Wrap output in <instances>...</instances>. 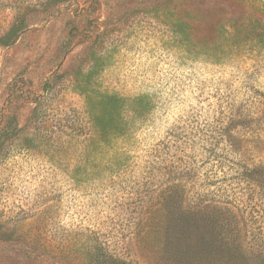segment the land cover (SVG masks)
I'll list each match as a JSON object with an SVG mask.
<instances>
[{
	"label": "rangeland",
	"instance_id": "1",
	"mask_svg": "<svg viewBox=\"0 0 264 264\" xmlns=\"http://www.w3.org/2000/svg\"><path fill=\"white\" fill-rule=\"evenodd\" d=\"M0 264H264V0H0Z\"/></svg>",
	"mask_w": 264,
	"mask_h": 264
},
{
	"label": "trees",
	"instance_id": "2",
	"mask_svg": "<svg viewBox=\"0 0 264 264\" xmlns=\"http://www.w3.org/2000/svg\"><path fill=\"white\" fill-rule=\"evenodd\" d=\"M126 125V124H125Z\"/></svg>",
	"mask_w": 264,
	"mask_h": 264
}]
</instances>
